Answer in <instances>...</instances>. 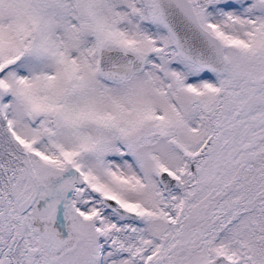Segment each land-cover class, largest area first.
<instances>
[{
    "label": "snow or ice",
    "instance_id": "obj_1",
    "mask_svg": "<svg viewBox=\"0 0 264 264\" xmlns=\"http://www.w3.org/2000/svg\"><path fill=\"white\" fill-rule=\"evenodd\" d=\"M0 264H264V0H0Z\"/></svg>",
    "mask_w": 264,
    "mask_h": 264
}]
</instances>
